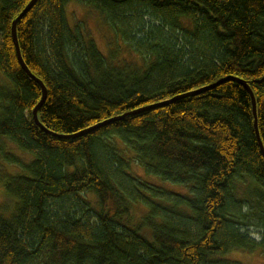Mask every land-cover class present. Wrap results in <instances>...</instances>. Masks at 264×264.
Listing matches in <instances>:
<instances>
[{
  "label": "trees",
  "instance_id": "obj_1",
  "mask_svg": "<svg viewBox=\"0 0 264 264\" xmlns=\"http://www.w3.org/2000/svg\"><path fill=\"white\" fill-rule=\"evenodd\" d=\"M0 0V264H244L264 255V0H77L108 27L105 54L72 0ZM108 39V40H109ZM21 153L32 155L26 161ZM16 171V172H17ZM178 187L180 189H177ZM135 207L145 211L133 220ZM5 212V213H3ZM6 216H5V215ZM9 214V215H8ZM254 230V239L250 230Z\"/></svg>",
  "mask_w": 264,
  "mask_h": 264
},
{
  "label": "rangeland",
  "instance_id": "obj_2",
  "mask_svg": "<svg viewBox=\"0 0 264 264\" xmlns=\"http://www.w3.org/2000/svg\"><path fill=\"white\" fill-rule=\"evenodd\" d=\"M65 10L70 24L73 25L77 21L84 22L90 37L94 39L100 51L107 54L108 50L114 47V45L109 42L111 39L110 36L112 35L111 30L108 27H106L104 24L102 25L101 19L98 16H96L92 10H89V8L85 7L84 4H82L77 0H72L68 2L65 7ZM10 146H11V150L15 151L16 154L18 155L22 154L26 161H30L32 159V155L21 153L18 149L15 148V146L13 145ZM0 163H2V165L7 169V171H10V173L12 172L14 174L20 173L19 171H17L16 167L10 166V164H7L6 161ZM175 188L180 189L178 187ZM11 200L12 199L2 191L0 184V211L3 209L4 211H7V213H9L10 212L9 209H11L10 207ZM144 211L145 210L142 207H135L133 210V215H134L133 220L137 219L136 221H138L139 219L138 217L141 216L144 213ZM250 232L254 239L258 238L254 230L251 229ZM225 256L227 258L239 261L244 264H264V255L261 254L259 251H253V252L232 251V252H228Z\"/></svg>",
  "mask_w": 264,
  "mask_h": 264
},
{
  "label": "water",
  "instance_id": "obj_3",
  "mask_svg": "<svg viewBox=\"0 0 264 264\" xmlns=\"http://www.w3.org/2000/svg\"><path fill=\"white\" fill-rule=\"evenodd\" d=\"M37 0H30L25 6L24 8L17 14V16L12 20V23H11V27H10V31H11V38H12V42H13V45H14V49H15V55H16V58H17V61L20 65V67L23 69V71L30 77L32 78L41 88V98L40 100L38 101V103L35 105V107L32 109V119L33 121L35 122L36 125H38L43 131L47 132V133H50V134H53L52 132H50L48 129H46L41 123L40 121L38 120V117H37V113H38V110L42 107V105L44 104L45 100H46V96H47V91H46V87L44 85V83L38 78L36 77L34 74H32L30 72V70L28 69V67L26 66V64L24 63V60L21 56V52H20V49H19V44H18V40H17V34H16V25H17V22L22 19L31 9L32 7L34 6V4L36 3ZM228 80H232V81H236L237 83L241 84L242 86H244V88L248 91L249 95H250V98H251V104H252V114H253V125H254V131H255V136H256V139H257V142H258V145H259V148L262 152V154L264 155V146H263V143L261 141V137L259 135V131H258V127H257V112H256V103H255V98H254V95L251 91V89L249 88L248 84L240 79V78H237V77H234V76H226V77H223L221 79H218L217 81L211 83V84H208V85H205L203 87H200L198 89H195V90H192L190 92H187V93H183V94H179V95H175L173 96L172 98H169L165 101H162V102H159L157 104H153V105H148V106H145V107H142L140 109H137V110H134V111H131V112H128V113H125L123 115H120V116H116V117H113V118H110L108 120H105V121H102L100 123H97L87 129H84L78 133H75V134H70V135H59L60 137H67V138H75V137H78V136H81V135H84L88 132H90L91 130L97 128V127H100V126H103L107 123H110V122H113V121H116V120H119L121 118H123L126 114H133V113H138V112H141L143 110H147V109H154L156 107H159V106H164V105H168L172 102H174L175 100H178V99H181V98H184V97H187V96H191V95H196V94H199L201 92H204L208 89H211L225 81H228ZM55 135V134H53Z\"/></svg>",
  "mask_w": 264,
  "mask_h": 264
}]
</instances>
